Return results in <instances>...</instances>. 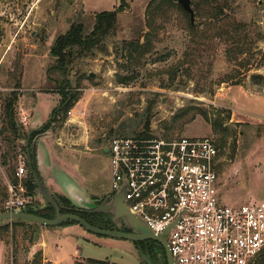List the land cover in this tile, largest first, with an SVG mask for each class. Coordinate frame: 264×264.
Wrapping results in <instances>:
<instances>
[{"label": "rangeland", "instance_id": "374dc122", "mask_svg": "<svg viewBox=\"0 0 264 264\" xmlns=\"http://www.w3.org/2000/svg\"><path fill=\"white\" fill-rule=\"evenodd\" d=\"M190 1L193 24L177 0H126L113 30L64 75L50 55L54 39L72 24L89 34L95 15L120 0H0V213L7 184L17 183L15 172L26 163L4 114L10 93L27 134L49 121L63 89L78 99L35 139L50 193L63 195L51 181L57 174L80 179L96 199L112 193L104 146L113 136L139 135L149 117L147 135L215 141L222 204L264 200V0ZM65 80L68 88L60 89ZM28 196L29 207L45 204ZM55 231L39 227L33 240L29 223L2 221L0 264H136L117 244L67 242Z\"/></svg>", "mask_w": 264, "mask_h": 264}, {"label": "built area", "instance_id": "2783aa9c", "mask_svg": "<svg viewBox=\"0 0 264 264\" xmlns=\"http://www.w3.org/2000/svg\"><path fill=\"white\" fill-rule=\"evenodd\" d=\"M107 149L112 196L166 237L173 264H264V200L225 206L218 196V149L208 137L114 136ZM25 166L7 184L4 212L31 204ZM28 199V200H27Z\"/></svg>", "mask_w": 264, "mask_h": 264}, {"label": "trees", "instance_id": "16d2710c", "mask_svg": "<svg viewBox=\"0 0 264 264\" xmlns=\"http://www.w3.org/2000/svg\"><path fill=\"white\" fill-rule=\"evenodd\" d=\"M127 8H128V4L126 0H120L119 5L113 11L101 12L96 14L94 19V25L90 33L87 35L83 33V26L81 24H72L66 33L57 36L50 47V55L55 60L58 69L64 71V75H67L66 71L67 69H69L72 60H74V58H76L78 55L81 56L85 52H89L93 48L98 46L103 41V39L113 30L116 24L117 15L123 12L124 10H126ZM239 29L242 30V26L237 24L234 28L235 33ZM259 78L262 79L261 86L264 87V77L262 76ZM68 86H69V81L65 80L63 86L60 87V89L68 88ZM10 94L11 96L8 99V102L6 103L4 114H5V118L8 121L9 128L14 132V134L18 135V127L20 126L18 125V123L14 118V105L17 100V95L14 92H11ZM60 94L62 97L59 106L52 110L49 121L44 126H42L38 131H35L31 134L30 142L33 139H35L37 136H39L40 133L46 131V128L52 127L55 123L62 122L65 113L69 110L72 104L78 99L77 94H73L72 91L68 89L67 90L63 89L62 91L60 90ZM149 121H150L149 117L145 119L143 124V130L138 133L140 136L146 135L148 133ZM119 136H125V135H119ZM128 136H134V135H128ZM25 168L27 169L26 163H25ZM23 183L27 190V193L33 196L36 186L29 179L28 173ZM52 197L57 202L60 211L61 209L67 208L66 206L61 204V201L64 204H68V203L71 204V202L65 197H61L60 198L61 201L59 200L58 196L52 194ZM91 200H95V198H92ZM71 206L75 207L72 204ZM2 212H4L3 209ZM23 212L34 214L45 219H50L52 218L53 215L51 207L48 206L46 203L43 206H40L39 204H37L35 207L30 206L28 207V209H25ZM69 224L70 223L63 224L61 225V227L67 226ZM88 262L90 264H104L101 261H95V260H88ZM260 262L264 263V258H261Z\"/></svg>", "mask_w": 264, "mask_h": 264}, {"label": "water", "instance_id": "95a60500", "mask_svg": "<svg viewBox=\"0 0 264 264\" xmlns=\"http://www.w3.org/2000/svg\"><path fill=\"white\" fill-rule=\"evenodd\" d=\"M177 3L181 6L184 12H186L189 16V21L193 24L194 21V12L191 8V1L190 0H177ZM92 77V76H91ZM41 127H39L40 129ZM37 129H30L27 134H24L22 129L18 127V137L23 142L25 153L27 157V173L29 179L32 183L35 184L36 189L34 191L35 194L40 196L44 203L51 207L53 215L50 219H45L40 216L26 213V212H1L0 213V223L4 220H9L14 223L19 222H27L30 224V227L33 231V240L37 238L39 235V227H48L54 228L59 227L66 222H74L75 227L82 229L85 233H87L91 237L98 238V236H110L116 239H134L136 237L125 235L116 232H109L97 229L89 225L86 221L82 218L73 215V214H62L60 213V208L52 197V193L49 192L47 187L45 186L43 180L40 177L38 164L36 161V141L33 139L30 144V136L33 132L38 131ZM103 153H107V149L103 150ZM124 196V189L116 193L110 203H102L100 205L96 204L95 200H91L86 198L85 194L82 191H76V196H73L74 199L69 198L71 204L75 207L83 209L85 211H90L93 213H101V212H111L113 218H117L121 220L124 224H126L130 228H141L143 227L141 219L137 216H134L128 212L125 208V204L123 201ZM76 197V198H75ZM107 204V205H106ZM115 209V211H114ZM147 234H149V230H146ZM170 227L161 234L162 237L166 238L169 234ZM146 237L156 239V236L147 235ZM119 245V244H117ZM119 247L126 249L123 245H119ZM167 249V248H166ZM167 255L169 257L170 252L167 250Z\"/></svg>", "mask_w": 264, "mask_h": 264}, {"label": "flooded vegetation", "instance_id": "af4514ba", "mask_svg": "<svg viewBox=\"0 0 264 264\" xmlns=\"http://www.w3.org/2000/svg\"><path fill=\"white\" fill-rule=\"evenodd\" d=\"M25 158L27 162L26 154ZM57 196L59 197V200L61 197H63V195ZM112 197V193L103 192V198L101 200L96 199L95 197L92 198H95L96 203L100 205L102 203L109 204ZM61 204L67 207L66 209H61L60 213L62 214L68 213L76 215L82 218L92 227H95L100 230L116 232L136 237L134 239H116L110 236H98L100 239L108 242V244H103V246H114V243L123 245L126 248L124 250L129 252V255L135 260L136 264H173V258L171 257V254L169 255V257L167 255V250L169 251V249L167 246L166 238L162 237L161 234H154L142 220L141 222L143 227L133 229L128 227L121 220L113 218L111 212L93 213L85 211L78 207H72L70 203L64 204L61 201ZM66 223H70L69 225H75L74 222ZM146 230H149V234L152 236H156L157 238L152 239L146 237L147 235H149L147 234ZM101 262H103L104 264H119L109 261Z\"/></svg>", "mask_w": 264, "mask_h": 264}, {"label": "crops", "instance_id": "0c3cea01", "mask_svg": "<svg viewBox=\"0 0 264 264\" xmlns=\"http://www.w3.org/2000/svg\"><path fill=\"white\" fill-rule=\"evenodd\" d=\"M30 144H31V142H30ZM36 161L38 164L40 177L43 180V175L41 174L42 173V169H41L42 161H41V156H40L39 150L37 148V145H36ZM73 177L70 176V179H69L66 176L63 177V175L57 174L56 177H54V179L51 181L53 182L54 185H56L61 190L64 197L67 198L68 200L71 197L74 199L73 196H76V191H82L85 194L86 198H88V199H92V197H95V196L91 197V196L87 195L86 192H84L85 189H83V187L79 181L80 179L77 180L76 178H73ZM43 182H44V180H43ZM44 184H45V182H44ZM46 185H47V182H46ZM40 232H41V230H40ZM55 234L59 235L57 237H60L61 239H63L64 241H67V242H69V241L74 242L75 240L83 239V240L95 243L97 245L108 244L107 241L102 240L99 237L95 238V237L89 236L82 229L75 227V225H67V226H63V227H57V231H55ZM75 257L78 258L79 256H75ZM75 257H72V258H75ZM79 258H81V257H79Z\"/></svg>", "mask_w": 264, "mask_h": 264}]
</instances>
